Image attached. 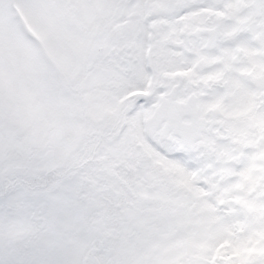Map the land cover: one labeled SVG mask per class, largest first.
<instances>
[{
	"label": "snow or ice",
	"instance_id": "6c2138e0",
	"mask_svg": "<svg viewBox=\"0 0 264 264\" xmlns=\"http://www.w3.org/2000/svg\"><path fill=\"white\" fill-rule=\"evenodd\" d=\"M19 7L42 20L31 35L17 21L18 42L51 79L14 105L22 74L0 30V264H264V0ZM201 10L191 75L165 79L162 57ZM93 106L100 134L66 138Z\"/></svg>",
	"mask_w": 264,
	"mask_h": 264
},
{
	"label": "rangeland",
	"instance_id": "374dc122",
	"mask_svg": "<svg viewBox=\"0 0 264 264\" xmlns=\"http://www.w3.org/2000/svg\"><path fill=\"white\" fill-rule=\"evenodd\" d=\"M119 18L121 17H118V14L115 13L113 17V28L115 32H118L119 27H117V25L122 26L124 24ZM17 21L25 26V30L30 35L36 32L42 24L40 18L34 19L29 13L19 7V0H0V30L6 33L11 40L13 62L14 65H19L22 74L20 94L14 96L13 104L19 105L22 109L26 110V101L31 92L30 86L46 82L51 79V76L42 69L39 62L35 60L28 48L24 44L18 42L23 40V34L18 31L19 25L16 23ZM33 38H35V36H33ZM115 92L116 90L114 88L108 87L105 88L104 95H115ZM17 97L18 102L16 101ZM96 107V110L100 111L99 107ZM97 112H93L89 109L88 116L85 119H81L78 115H72L69 121L74 122V131L73 127H71L70 129L73 134L69 135L67 138L80 136L91 139L98 136L101 129L97 125L103 122V118L102 116L96 115ZM65 129L66 123L61 130L64 131ZM42 134L47 133L42 130Z\"/></svg>",
	"mask_w": 264,
	"mask_h": 264
},
{
	"label": "flooded vegetation",
	"instance_id": "af4514ba",
	"mask_svg": "<svg viewBox=\"0 0 264 264\" xmlns=\"http://www.w3.org/2000/svg\"><path fill=\"white\" fill-rule=\"evenodd\" d=\"M211 14L208 13L206 10H201L200 12L192 13L189 17L185 18V22L182 25V31L177 33L180 37V40L183 43H178L173 45L174 51L168 57H162L165 61L167 67L165 71L167 75L164 77L165 79H173V80H180L187 78L191 75V72H185L184 68L186 66L185 61L188 56L192 55V52L189 49L193 46V43L198 41L199 37L203 35H207L209 31V23L205 20V17L210 16ZM126 26V25H125ZM174 34V35H177ZM235 34V31H230L225 34V39L231 38L232 35ZM187 45V47H185ZM245 55H249L245 53ZM209 63L207 57L203 54L201 55L200 64L204 65ZM190 67H196L195 64L191 65ZM204 71H208L207 68H204ZM249 71V70H245ZM257 76L264 78V69L257 73ZM214 109H220L221 105L218 102L216 105L213 106ZM250 108H244L242 110H237L233 112V117L237 122L238 127H243V121L249 115ZM264 126V125H262ZM243 135V133H242Z\"/></svg>",
	"mask_w": 264,
	"mask_h": 264
},
{
	"label": "trees",
	"instance_id": "16d2710c",
	"mask_svg": "<svg viewBox=\"0 0 264 264\" xmlns=\"http://www.w3.org/2000/svg\"><path fill=\"white\" fill-rule=\"evenodd\" d=\"M18 94H20V93H18ZM16 101L18 102V97H17ZM96 108H97L96 106H93L90 108V110L93 112H97L98 110H96Z\"/></svg>",
	"mask_w": 264,
	"mask_h": 264
}]
</instances>
